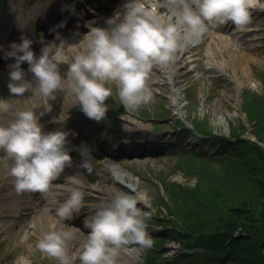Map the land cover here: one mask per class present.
Returning a JSON list of instances; mask_svg holds the SVG:
<instances>
[{
  "label": "clouds",
  "instance_id": "clouds-1",
  "mask_svg": "<svg viewBox=\"0 0 264 264\" xmlns=\"http://www.w3.org/2000/svg\"><path fill=\"white\" fill-rule=\"evenodd\" d=\"M178 5L170 18L161 19L154 7H147L144 0H125L123 10L105 18V26L89 24V29L79 40L80 49L70 60H62L59 50L69 44L49 41L37 56L31 47L33 40L22 36V42H12L10 50L0 45L5 58L15 57L9 66L8 88L22 94L30 90L44 98L42 110H50L48 98L64 87L65 77L81 110L97 121L105 118L112 96L107 82L118 84V96L125 109L132 110L151 99L146 76L154 63L167 64L173 58L180 28L185 40L195 42L209 24L223 25L229 21L244 29L252 19L254 0H174ZM31 13L21 9L18 18L27 22ZM59 35V33H57ZM28 62L35 84L25 78L21 62ZM68 63L65 76L59 71V62ZM34 106V105H33ZM33 106L18 108L8 99H0V114L10 113L12 119L0 120V149L7 163V175L13 177L17 192L34 190L52 191L54 181L72 163L70 131L63 128L45 132ZM67 119V114L59 116ZM80 166L93 171L94 159L86 144L79 147ZM82 174L67 177V198L56 208L61 223L79 215L85 206V192L81 186ZM146 202L142 193L117 192L87 216L84 225L89 229L79 241L78 249L70 252L68 241L72 232L68 228L53 227L44 231L36 247L58 264H142L144 250L154 245L148 217L151 213L140 205ZM75 227V226H72ZM80 230V229H78Z\"/></svg>",
  "mask_w": 264,
  "mask_h": 264
},
{
  "label": "rangeland",
  "instance_id": "rangeland-1",
  "mask_svg": "<svg viewBox=\"0 0 264 264\" xmlns=\"http://www.w3.org/2000/svg\"><path fill=\"white\" fill-rule=\"evenodd\" d=\"M124 3L125 0H120L117 9L122 11ZM260 17L261 22L254 20L255 22L252 23L253 27L260 28L258 31L252 32L253 34L250 36L252 39L249 38V35L228 37L222 31L225 40L220 41L217 34L221 33L213 27L210 28L211 24H209L203 34L208 37L206 40L203 39L202 44L201 42L198 45L193 43L192 47L188 49L187 46H179V49L175 50L176 53L173 52L174 60L171 63L173 70L169 74L171 77H165L163 73L169 68L170 62L167 64L154 63L146 76L147 86L152 93L147 104H141L132 110L125 109L118 96V84L114 81L107 82V85L112 89V96L106 98L107 113L105 118L99 121L89 117L82 119L81 116H85V113L81 110L79 103H76L67 77L63 81L64 87L57 90L54 97L48 98L47 103L51 104V109L43 111V115H39L42 110L41 105L44 103L42 96L32 95L30 90L16 94L10 90H4L0 86V92L8 95V97L3 96V99L13 101L18 108L34 105L33 110L39 115L41 124L55 121L60 115L67 114L70 130L79 133L86 130L89 133L88 137L83 136L84 138L80 140L77 138L69 143L72 163L66 165L64 171L54 181L52 191L43 193L45 199L41 200L40 198L42 192L35 191L37 201L34 203L31 202L32 200L25 201L24 190L15 191L12 185L13 177L7 175V163L9 162L6 163L2 156L4 154H0V264H58L55 257L49 256L36 247V241L41 234L53 227L68 228L72 232L68 248L69 251L75 252L84 235L83 230L80 229L83 228L81 224L99 205L110 200L117 192L142 193L146 202L142 203L140 207L150 212L151 216L160 213L154 204L159 192L156 176L164 175L166 179L168 177L180 182L192 183L194 178L186 179L180 172L172 171L176 156L189 148L213 153L218 147L216 140L204 144V141L194 133L175 131L177 121L189 124L192 128L190 122L201 118L207 124L208 129L215 132L216 136L227 133L230 126L237 125L241 129L239 124H243L245 128L242 134L256 138L254 117L248 116L247 111L243 108L244 102L241 93L246 91L249 99L255 97V93L262 95L261 98L264 99V18ZM160 18L164 19L165 15H160ZM183 31L184 28L181 27V37ZM246 37L248 39H245ZM80 39L78 36L72 35L64 41L67 45V42H78ZM208 42L209 45L206 44ZM73 49L74 47L67 46L66 49L59 50V54L62 55L60 58L70 60L71 55L80 49V45L75 46V50ZM67 69V62H59V71L62 76L66 75ZM28 76L25 78H30L34 85L33 74H28ZM173 95L179 99V107L175 106L176 99ZM117 112L118 114L114 115ZM165 114L170 116L161 119ZM147 118L152 122L146 120ZM111 119L117 121L115 127H119L120 131L128 129L137 137L144 135L166 137L163 140L166 143H172L173 146L154 153L103 155L102 149L107 146V140L111 137L106 133H100V131L105 127L104 124L112 126L111 123H106ZM126 121L129 122L126 123ZM65 124L67 123L60 127L63 128ZM155 126L162 129V133L156 132ZM63 129L65 130V128ZM78 136L80 135L78 134ZM261 136L264 139V131L261 132ZM112 137L117 139L119 136ZM188 137L190 139H187ZM258 142L263 143L259 140ZM82 144L89 147L94 159L92 172H88L80 166L82 157L79 147ZM207 144L209 148H207ZM170 172L174 173L169 174ZM78 173L83 175L84 183L81 186L85 192V206L79 215H75L71 219L66 218L64 223H61L55 214L56 208L69 195L67 177ZM16 194L22 196L21 201L16 197ZM149 225L151 235L154 237H157L163 229L161 224L149 223ZM176 245L177 242L172 241L164 243V247L168 249ZM153 247H155V241L152 247L144 250L142 264H144L145 258H149L147 256L151 254L156 257L155 261L158 264H164V258L158 257L159 254H157L163 252L159 247L156 252ZM162 255H165V252ZM193 262V256H187L181 264H192Z\"/></svg>",
  "mask_w": 264,
  "mask_h": 264
},
{
  "label": "trees",
  "instance_id": "trees-1",
  "mask_svg": "<svg viewBox=\"0 0 264 264\" xmlns=\"http://www.w3.org/2000/svg\"><path fill=\"white\" fill-rule=\"evenodd\" d=\"M242 92L243 108L254 122L257 140L242 137L245 126H230L213 156H182L194 185L166 182L160 204L167 210L164 238L196 249L192 264H264V99ZM206 121V120H205ZM197 129L206 132L203 120ZM243 128V129H242ZM211 133V131H209ZM259 141L263 143L260 144ZM213 160V161H212ZM170 217H172L170 219ZM161 238L160 241H164ZM183 253L170 264H181ZM195 256V257H194Z\"/></svg>",
  "mask_w": 264,
  "mask_h": 264
},
{
  "label": "bare ground",
  "instance_id": "bare-ground-1",
  "mask_svg": "<svg viewBox=\"0 0 264 264\" xmlns=\"http://www.w3.org/2000/svg\"><path fill=\"white\" fill-rule=\"evenodd\" d=\"M254 2H255V5H256V2H257V0H254ZM26 3H27V0H18V6L19 7H22V6H24V5H26ZM144 3H145V5L147 6V7H154L155 9H156V11L158 12L160 9H161V12L163 11V14L162 15H165V19H168V18H170V12H171V10L173 9V6H178V5H176L175 3H170L168 0H144ZM164 3H166L168 6H166V5H163ZM261 8H264V4L262 5V7ZM161 12H160V14H161ZM167 15V16H166ZM163 17V16H162ZM232 21H230L229 23H231ZM218 36V38H219V40L220 41H224L225 40V37H224V35L222 34V35H217ZM179 42L177 43V46H176V48H175V50L177 51L178 49H179ZM242 52V51H241ZM240 52V53H241ZM242 54V53H241ZM174 58V57H173ZM171 59V63H172V61L174 60V59ZM172 69H171V67H170V70L169 71H165V73H167L168 75H169V73H170V71H171ZM33 82H35V81H33ZM35 84V83H34ZM176 95V94H175ZM175 95H173L174 96V99H176L175 100V102H174V104H175V106L176 107H179V104H178V98L175 96ZM129 121H126V123H128ZM130 124V123H129ZM57 127H60V125L59 124H57V125H53V126H51L50 127V131L51 130H55ZM66 127H67V125H66ZM66 130H68L67 128H66ZM77 134V132L75 133V135ZM71 141V140H70ZM105 154H108V155H111V152H109V151H105ZM110 163V162H109ZM114 169V168H113ZM122 176H124V175H122ZM125 177V176H124ZM128 188H130L129 186H127ZM131 189V188H130ZM44 195H42L41 194V198L42 199H44V197H43ZM17 198L20 200L21 198H20V196H17ZM32 198V197H31ZM83 225H84V223H83ZM64 228V227H63ZM84 232H87L89 229L85 226V227H83V228H81ZM74 232H77V231H74ZM70 252H72V251H70ZM74 252V251H73Z\"/></svg>",
  "mask_w": 264,
  "mask_h": 264
}]
</instances>
